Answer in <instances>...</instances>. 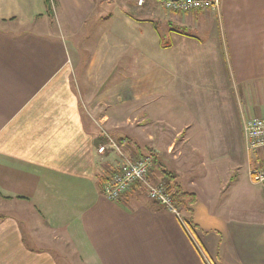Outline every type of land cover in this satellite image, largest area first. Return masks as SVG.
<instances>
[{
  "label": "crops",
  "instance_id": "1",
  "mask_svg": "<svg viewBox=\"0 0 264 264\" xmlns=\"http://www.w3.org/2000/svg\"><path fill=\"white\" fill-rule=\"evenodd\" d=\"M52 6L0 0V264H264V199L259 217L227 219L178 167L230 163L245 138L230 81L253 85L264 115V0L193 14L161 0ZM106 134L196 194L192 224L138 186L104 195L118 161L97 151Z\"/></svg>",
  "mask_w": 264,
  "mask_h": 264
},
{
  "label": "rangeland",
  "instance_id": "2",
  "mask_svg": "<svg viewBox=\"0 0 264 264\" xmlns=\"http://www.w3.org/2000/svg\"><path fill=\"white\" fill-rule=\"evenodd\" d=\"M195 33L198 32L195 31ZM229 87L230 94L235 98V103L238 105L236 110L239 111L240 118H243L242 127L244 129L246 122L262 116L260 115L262 113L258 111L260 107L257 106L258 102L254 95L253 85L242 88L230 81ZM233 146L234 148L231 146L229 150L231 157L228 164L226 161L223 162V165L181 163L178 166L180 182L187 190L195 192L199 198L209 203L213 211H216L217 206L221 203L223 206H228L222 207L218 212L227 219L259 217L258 212L264 199V188L254 184L248 174L250 169L255 166L250 167L249 164L250 156L254 153L248 154L244 137L241 139L236 137ZM141 149L143 155L150 154L148 148L142 147ZM167 168L168 166H164V168L159 169L166 170ZM188 178L195 180L194 187L190 186L189 181H187ZM161 183L165 185L166 182L162 181ZM262 208H264V202H262ZM184 219L188 220L186 217Z\"/></svg>",
  "mask_w": 264,
  "mask_h": 264
},
{
  "label": "built area",
  "instance_id": "3",
  "mask_svg": "<svg viewBox=\"0 0 264 264\" xmlns=\"http://www.w3.org/2000/svg\"><path fill=\"white\" fill-rule=\"evenodd\" d=\"M161 2L167 10L183 14H193L202 10H218L221 4V0H161ZM144 3L145 0H137L139 6ZM244 132L248 154L264 150V115L246 122ZM105 138L107 143L99 145L98 153L105 155L107 149L110 148L117 154L118 161L114 167H109L106 171L103 185L104 195L110 200L118 201L135 186L140 185L151 201L175 214L187 225L167 187L162 183L152 182L153 159L146 156L128 155L116 139L107 134ZM249 175L254 184L264 188L263 165L253 166Z\"/></svg>",
  "mask_w": 264,
  "mask_h": 264
},
{
  "label": "trees",
  "instance_id": "4",
  "mask_svg": "<svg viewBox=\"0 0 264 264\" xmlns=\"http://www.w3.org/2000/svg\"><path fill=\"white\" fill-rule=\"evenodd\" d=\"M44 1L47 7L48 15L52 16L53 15L52 0H44ZM159 168H161L160 165L158 166L155 163L153 164V171H152L153 178H155L157 181L166 182L165 186L167 187L169 193L172 194L175 204L179 207V209L186 216V218L191 221L192 205L197 201L196 194L184 191L183 188L176 181V177L174 176L171 177L170 174L165 170H162L163 176H158L157 174H155L157 170L160 171ZM138 187L143 190V188L140 185H138ZM190 223L192 224V221ZM192 227L195 228V226Z\"/></svg>",
  "mask_w": 264,
  "mask_h": 264
}]
</instances>
